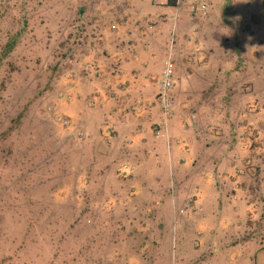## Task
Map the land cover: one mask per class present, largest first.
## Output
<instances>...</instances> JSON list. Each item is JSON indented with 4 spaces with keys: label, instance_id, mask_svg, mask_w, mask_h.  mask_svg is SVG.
I'll use <instances>...</instances> for the list:
<instances>
[{
    "label": "rangeland",
    "instance_id": "rangeland-1",
    "mask_svg": "<svg viewBox=\"0 0 264 264\" xmlns=\"http://www.w3.org/2000/svg\"><path fill=\"white\" fill-rule=\"evenodd\" d=\"M166 1L0 0V52L13 43L6 57L0 55V264H216L215 255L223 264L222 255L231 251L233 264H253L241 259L247 236L242 231L232 235L228 250L223 241L217 250L185 238L176 244L165 228V214L156 211L171 207L174 223L181 220L178 208L193 199L186 182L178 193L171 192L170 201H152L153 212L145 220L139 213L109 210L104 191L97 195L98 173L87 160L85 121L77 113L83 100L67 88L73 69L84 68L83 62H127V53L138 55L140 84L148 87L152 110L165 118L156 96L163 60L171 51L169 118L185 114L183 124L201 154L223 162L215 171L221 177L230 170L224 164L229 156L246 160L236 165L242 178L232 179L239 188L229 186L227 177L211 180L209 207L212 193L217 201L232 190L239 197L245 193L242 205L252 217L248 229L257 237L246 246L247 256L264 250V0L246 5L203 0L210 6L202 19H192V4L186 0H175L167 15ZM251 19L260 22L257 28ZM181 26L202 34L199 47L189 40L180 53ZM88 123L107 125L102 117ZM214 167L207 161L190 178L212 174ZM232 202L226 198L220 205ZM259 242L262 247L256 246ZM197 254L206 257L190 261Z\"/></svg>",
    "mask_w": 264,
    "mask_h": 264
},
{
    "label": "crops",
    "instance_id": "crops-1",
    "mask_svg": "<svg viewBox=\"0 0 264 264\" xmlns=\"http://www.w3.org/2000/svg\"><path fill=\"white\" fill-rule=\"evenodd\" d=\"M125 1L127 3L131 2V0ZM186 1L190 2V0ZM201 1L204 2L203 0ZM239 1H245L246 5V2H252L253 0H235V2ZM209 6L210 4H207V10ZM169 8L170 7L165 8L167 15L169 14ZM247 15L250 16L251 12L247 11ZM256 15L260 18L259 14ZM242 16L245 18L247 17L245 12H243ZM192 17V19L204 18L201 15H192ZM261 19H263V17H261ZM181 20L182 14L176 17V24L179 23V25H181V23H183ZM251 24H253L252 19ZM258 24H260L259 21L255 22L252 27L257 28ZM201 37L202 34L199 31H194L191 27H182L179 42H177L176 47L178 45V50L180 53H183L184 46H187L190 40V43L196 44V47H192L197 48L200 46L201 41L203 42ZM235 38L237 41V36ZM256 43L260 44L259 41ZM170 52L171 51L168 53L167 51L168 55L165 56L163 60L164 63L171 60V58L168 57L171 56ZM129 55L130 54L127 53V62L125 63H82V65L84 64V66H86L84 67L85 76H83L80 81L81 87L79 91L83 103L80 104L77 113L80 116L81 122L85 121V125L83 124L86 130V132L84 131L86 134L84 146L88 151L87 160L91 162V166H95L98 173L97 182H99V184L97 185L99 191L97 195L104 191L102 194L105 198L104 205L107 206L109 210L118 213H139L143 215V219L145 220L149 217L150 213L153 212L154 204L152 201H157V198L159 201H161V198H166V200L170 201L171 192L176 191V193H178L177 189L181 187V183L183 184L186 182L188 186L192 187L190 194L192 196H197L194 210L182 216L181 220H178L176 223L173 221L174 217L171 214V207L169 210L159 209L156 211V214H165L164 220L168 223L165 228L168 234L174 235L177 239L176 244L179 246L180 241L182 243L185 238L186 240L194 242L199 248H201L202 245L204 247L205 243H209L211 247H215L217 250L216 246L219 242L223 241L225 242L224 249L228 250L227 246L231 244L229 242L232 239V235L245 233L247 234L245 237L246 243L243 249L240 248L242 250L241 253H244L241 259L250 261L251 256H247L248 252L246 246H248V244L253 245L257 237L253 238V235H255L254 231H252V235V232L250 233L251 230L248 229L251 226L248 222V218L251 219L252 217H249L250 215L247 216L245 207L242 205V203L246 202L245 196L243 195L245 193L242 192L243 194L240 197L235 190L225 194V200H223L225 203L226 198L235 201L232 202L234 204L231 205L225 204L226 206L220 205V201L223 203L222 199L220 198V200L217 201L216 197L218 195L216 194L215 196L214 193H212L213 199L211 203H213L211 207H209L208 204V198L210 196V194L208 195V191L211 180L214 181L215 179L221 178L222 181H227L226 179H229V186L232 185L235 188H239L237 184H232V179L238 177V180H240L242 178L244 174L241 170L237 169L236 165L242 166V164H245L244 161L246 160L239 157V161L236 162L232 159L235 157L229 156L227 158L229 163L228 161L224 163L228 164L230 168L226 175L227 178L221 177L220 173H215L216 165L222 164L223 162L220 158L215 160V156L210 159L206 156V153L201 154L202 151L197 147L194 134L192 131L188 130L189 127L185 123L183 124L185 114L181 112V115L163 118L155 108L152 110L153 107H151L148 98V87H144L140 84L141 73L137 64V62H139L138 55L131 54L132 56L130 57ZM185 59L188 60L186 55ZM90 64L95 65L96 69H98V73L104 76L101 81L92 77L91 73H93L92 71L95 69L91 70ZM115 69L120 71V78L124 77L128 81V89L124 94L125 96L118 103L109 98L106 99V94H99L102 88L108 92L112 88V84L116 85L118 82L114 79L117 75H113L116 71ZM69 94H73V92ZM96 117H102L107 125L103 124L93 127L94 123H88L89 120L92 122ZM206 146V144L203 146L205 150H207ZM164 147L165 153L163 152ZM241 148L243 147L239 146L238 150L240 152ZM101 152L103 154H100ZM210 160L211 163L215 165L212 170L213 173L205 175L203 172L198 176V183L195 182L197 180L193 181L190 175H195L200 169L203 170V166ZM198 165H200V167H196ZM234 166L235 168H233ZM84 168L86 167L83 166L82 170ZM89 168L90 167L86 169L87 174L85 177H88ZM185 174L188 175V177L184 176ZM88 181L89 179L84 180V183ZM240 186L242 187V182ZM230 189L233 188L230 187ZM220 197H222L221 193ZM133 210H135V212ZM195 213L198 214V220L192 225V215ZM144 220L143 224L146 223ZM240 231L242 232L240 233ZM256 232L257 230L255 233ZM249 235L251 237L248 239ZM260 243L261 242L257 243L256 246L260 245ZM180 250L181 249H179V251ZM254 251L255 252L252 254L253 256L257 252L256 250ZM233 254L234 251H231L222 255L223 264H233L235 258ZM205 257V255H193L190 261L195 260L194 262L199 263L203 261ZM218 259H221V255H215L213 260L214 263L217 264Z\"/></svg>",
    "mask_w": 264,
    "mask_h": 264
},
{
    "label": "trees",
    "instance_id": "trees-1",
    "mask_svg": "<svg viewBox=\"0 0 264 264\" xmlns=\"http://www.w3.org/2000/svg\"><path fill=\"white\" fill-rule=\"evenodd\" d=\"M166 2H167V5L169 7H174L175 6V0H167ZM187 2L193 4L194 1L190 0V2L189 1H187ZM12 47H13V43H6L5 46L2 48V50L0 52V55H2V56L4 55L6 57L7 53H9L11 51ZM81 63L82 62H79V65ZM82 66H84V64ZM84 67H86V66H84ZM75 69H73L75 72L72 71L73 77H72V79L70 78V80H69L70 81V86L67 88V91L69 90V93L70 92H74L75 96L76 95L80 96V94H79L80 87H81L80 81H81L82 77L85 76V73H84L85 72V68H82V67L79 66L76 70ZM90 69L91 70L95 69V70L92 71L93 73L90 72L93 78H95V79L97 78L100 81L104 78L103 75L98 73V69H96L95 65L90 64ZM115 72L113 73V75L115 74V76L117 75V77L114 76L115 77L114 79H115L116 82L118 81L116 83V85L112 84V86H111L112 88L108 92L105 89L102 88L99 91V94H106V96L104 95L106 99L109 98L112 101L118 103L125 96L124 94H125V92L128 89V81L124 77L120 78V75H121L120 71H117L116 73ZM119 85L123 86L122 90L119 89ZM102 87H104V86H102ZM63 88H64V84H63ZM82 100L83 99L81 97V101ZM80 104H82V102H80ZM75 115H76V113H75ZM16 121L17 122L19 121V117L16 118ZM65 122L68 123V120H66ZM192 197H193V199H192V202H191V207L188 210L185 211L184 215H186L189 211L194 210V208H195V203H196V200H197V196L193 195ZM250 261L253 264L254 263L255 264H259V263L260 264H264V250H262V249L259 250L258 249L256 254L251 258Z\"/></svg>",
    "mask_w": 264,
    "mask_h": 264
},
{
    "label": "built area",
    "instance_id": "built-area-1",
    "mask_svg": "<svg viewBox=\"0 0 264 264\" xmlns=\"http://www.w3.org/2000/svg\"><path fill=\"white\" fill-rule=\"evenodd\" d=\"M166 1V0H163ZM191 13L193 16H205L207 14V5L205 2L200 0H193ZM173 74H174V63L171 60H168L164 63V69L161 74L160 88L158 92V102L163 109V115L165 118L169 117L173 110V101L171 95V89L173 87ZM123 86L120 85L119 89L122 90ZM192 199H187L183 205L178 208V214L182 215L191 207Z\"/></svg>",
    "mask_w": 264,
    "mask_h": 264
}]
</instances>
